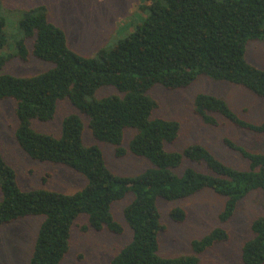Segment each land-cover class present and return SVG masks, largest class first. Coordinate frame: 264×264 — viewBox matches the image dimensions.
Masks as SVG:
<instances>
[{
	"label": "trees",
	"instance_id": "16d2710c",
	"mask_svg": "<svg viewBox=\"0 0 264 264\" xmlns=\"http://www.w3.org/2000/svg\"><path fill=\"white\" fill-rule=\"evenodd\" d=\"M6 0H0V4ZM150 15L144 24L97 57H85L69 46L66 32L50 21L46 5L23 9L19 26L23 37L15 53H1L8 46L6 19L0 11V71L14 59L28 62L31 56L54 64L31 77L0 75V101L13 100L19 127L18 144L33 160L65 165L88 179L74 194L47 189L25 191L15 168L0 150V230L30 216H45L30 264H63L72 244V230L80 216L87 217L84 232L105 230L122 235L125 226L116 219L115 203L129 194L133 201L124 209L132 231L131 241L110 264H201L202 256L230 239L229 231L217 227L193 239L191 252L161 255L163 222L161 202L190 199L211 190L226 199L220 222L231 221L240 202L252 192L264 190V154L254 153L229 139L224 144L249 162L242 170L220 160L209 148L195 143L183 151L167 145L181 138L179 121L155 117L160 103L150 94L157 85L168 90L186 89L199 76L244 87L264 99V70L247 59L249 43L264 41V0H149ZM34 40L30 50L28 41ZM115 87L119 95L96 98L103 87ZM68 99L89 117L94 137L116 147L123 157L126 132L136 130L130 151L147 158L154 167L135 176L112 172L98 145L84 143V121L78 114L63 120L59 137L36 131L33 120L55 119L60 101ZM194 113L207 126L220 125L219 117L237 128L264 134V122L254 124L235 113L221 97L199 94ZM185 159L195 167L178 173ZM172 221L183 224L188 211L173 208ZM252 237L242 248L243 264H264V216L251 226Z\"/></svg>",
	"mask_w": 264,
	"mask_h": 264
},
{
	"label": "rangeland",
	"instance_id": "374dc122",
	"mask_svg": "<svg viewBox=\"0 0 264 264\" xmlns=\"http://www.w3.org/2000/svg\"><path fill=\"white\" fill-rule=\"evenodd\" d=\"M149 0H6L0 4V11L6 19L5 33L8 46L1 53H15L16 43L23 37L19 22L23 9L46 5L50 21L62 28L68 37L69 46L85 57H97L101 49L111 50L130 33L134 32L150 15L146 7ZM34 40L28 41L30 50ZM247 59L256 67L264 70V41L249 43ZM54 64L41 61L34 56L28 62L14 59L0 71L19 77H31L46 72ZM115 87H103L96 98L119 95ZM150 94L160 103L155 117L177 120L182 125L181 138L169 151H183L191 144H201L209 148L220 160L233 167L247 170L249 162L240 154L230 150L224 139L229 138L254 153L264 154V134H255L232 125L219 117L220 125L207 126L194 113V101L199 94H210L224 98L232 110L241 118L254 123L264 122V99L250 90L205 76L186 89L168 90L157 85ZM17 104L13 100L0 101V150L4 159L11 164L18 175V181L25 191L47 189L66 194L82 190L88 179L65 165L40 162L30 158L20 147L16 138L19 119L16 116ZM70 114H78L85 125L84 143L86 146L98 145L105 156L107 167L117 175L135 176L154 167L145 157H138L130 151V142L136 130L129 129L123 147L128 150L123 157L116 156V147L98 141L89 127L90 119L72 103L65 99L59 102L54 120L43 122L33 120L32 127L39 132L59 137L63 120ZM188 167L209 172L205 166L185 159L178 173ZM134 199L129 194L124 200L115 203L114 215L125 226L122 235L107 230L103 232H84L82 227L87 217L80 216L72 230V248L63 264H110L114 256L132 239V231L124 219V209ZM226 199L211 190H205L190 199L176 202H161L163 222L167 232L161 235V255L179 256L191 252L193 239H200L217 227L223 226L230 233L229 241L215 246L202 256L201 264H243L242 248L252 237L251 226L255 219L264 216V190L252 192L243 199L235 217L226 224L219 219ZM183 207L188 211V219L179 224L172 221L169 213L173 208ZM45 216H30L0 230V264H30L38 232Z\"/></svg>",
	"mask_w": 264,
	"mask_h": 264
},
{
	"label": "crops",
	"instance_id": "0c3cea01",
	"mask_svg": "<svg viewBox=\"0 0 264 264\" xmlns=\"http://www.w3.org/2000/svg\"><path fill=\"white\" fill-rule=\"evenodd\" d=\"M252 64V63H251Z\"/></svg>",
	"mask_w": 264,
	"mask_h": 264
}]
</instances>
